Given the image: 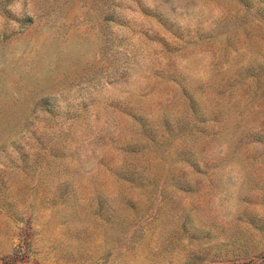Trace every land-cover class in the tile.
I'll use <instances>...</instances> for the list:
<instances>
[{
	"label": "rangeland",
	"instance_id": "rangeland-1",
	"mask_svg": "<svg viewBox=\"0 0 264 264\" xmlns=\"http://www.w3.org/2000/svg\"><path fill=\"white\" fill-rule=\"evenodd\" d=\"M0 264H264V0H0Z\"/></svg>",
	"mask_w": 264,
	"mask_h": 264
}]
</instances>
